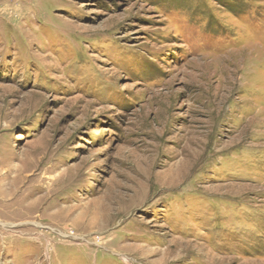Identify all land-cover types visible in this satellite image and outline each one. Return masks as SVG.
Wrapping results in <instances>:
<instances>
[{"label": "rangeland", "instance_id": "1", "mask_svg": "<svg viewBox=\"0 0 264 264\" xmlns=\"http://www.w3.org/2000/svg\"><path fill=\"white\" fill-rule=\"evenodd\" d=\"M0 264H264V0H0Z\"/></svg>", "mask_w": 264, "mask_h": 264}, {"label": "bare ground", "instance_id": "2", "mask_svg": "<svg viewBox=\"0 0 264 264\" xmlns=\"http://www.w3.org/2000/svg\"><path fill=\"white\" fill-rule=\"evenodd\" d=\"M47 193H48V192H47ZM32 208H33V206H31V205L26 206L27 211H28V210H32Z\"/></svg>", "mask_w": 264, "mask_h": 264}]
</instances>
